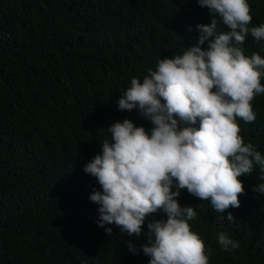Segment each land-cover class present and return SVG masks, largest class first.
I'll return each instance as SVG.
<instances>
[{"label": "trees", "instance_id": "trees-1", "mask_svg": "<svg viewBox=\"0 0 264 264\" xmlns=\"http://www.w3.org/2000/svg\"><path fill=\"white\" fill-rule=\"evenodd\" d=\"M248 3L250 27L264 23V0ZM212 18L196 0H0V264H148L144 234L105 225L109 236L98 227L89 197L100 188L83 169L102 154L115 122L152 128L138 110L118 109L122 89L159 59L195 46L196 26ZM215 18L218 32L228 31ZM241 47L264 58V40L249 34ZM252 106L255 120L237 123L244 142L264 155V94ZM259 175L256 166L239 177L240 207L223 213L234 222L186 190L178 198L195 208L189 223L212 249L209 264H264V194L253 191L264 183ZM166 219L149 216L143 232ZM220 232L239 249L223 251Z\"/></svg>", "mask_w": 264, "mask_h": 264}, {"label": "clouds", "instance_id": "clouds-1", "mask_svg": "<svg viewBox=\"0 0 264 264\" xmlns=\"http://www.w3.org/2000/svg\"><path fill=\"white\" fill-rule=\"evenodd\" d=\"M196 2L213 17L196 26V45L159 59L142 80L131 78L117 102L121 111L138 110L152 128L129 119L115 122L106 130L110 139L101 143L102 154L83 169L100 188L89 197L98 205V227L109 236L112 228L105 225L128 236L144 234L141 248L148 264H209L212 249L191 230L189 221L197 213L179 203L183 191L208 201L222 213L221 220L234 222L231 212L226 218L223 213L240 207L244 187L239 177L250 176L258 166L264 181V155L244 142L237 123V118L255 120L252 102L264 94V58L247 56L241 47L249 34L257 42L264 40V23L250 27L248 0ZM217 16L228 31L218 32ZM253 191L264 194V183ZM158 212L167 219L149 221L144 233L147 218ZM217 239L225 252L240 247L225 232ZM127 247L136 253L131 242Z\"/></svg>", "mask_w": 264, "mask_h": 264}]
</instances>
